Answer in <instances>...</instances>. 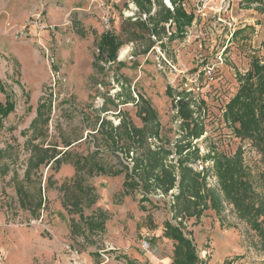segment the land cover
<instances>
[{
  "label": "rangeland",
  "instance_id": "obj_1",
  "mask_svg": "<svg viewBox=\"0 0 264 264\" xmlns=\"http://www.w3.org/2000/svg\"><path fill=\"white\" fill-rule=\"evenodd\" d=\"M161 1L172 10L169 0ZM182 6L194 18L185 36L169 40L174 29L166 24L161 41L149 42L135 22L147 16L132 0H0V103L14 104L0 126V264H86L83 257L88 264H157L166 258L174 264L175 242L164 237L165 223L191 241L196 264H264V149L237 138L222 116L238 89L236 74H245L253 59L264 63V0H183ZM148 8L151 15L158 11L154 0ZM27 21L45 28L31 26L16 39ZM111 31L122 41L117 60L95 70L96 41ZM139 96L156 114L157 122L145 128L137 117ZM178 96L203 131L198 139L182 141ZM124 120L144 130V144L132 146L124 130L115 131ZM188 144L184 166L203 188L178 201L176 149ZM36 147L66 154L59 167L42 164L25 181ZM145 148L170 154L159 156L172 188L165 192L155 179L161 171L142 160L135 172L139 186L125 195V174ZM95 149L99 156L90 157ZM214 153H240L237 162L260 210L253 223L258 228L226 199ZM77 164L97 195L94 205L80 210L84 217L103 211L102 232L70 227L79 214L64 200L86 201L73 185ZM39 184L44 204L36 216L20 207L16 189L36 199ZM143 240L149 251L142 250Z\"/></svg>",
  "mask_w": 264,
  "mask_h": 264
},
{
  "label": "trees",
  "instance_id": "obj_2",
  "mask_svg": "<svg viewBox=\"0 0 264 264\" xmlns=\"http://www.w3.org/2000/svg\"><path fill=\"white\" fill-rule=\"evenodd\" d=\"M132 1L138 8L139 12L147 16V20L142 21L137 19L135 22L136 25L143 29V39L149 42H152L151 37H156L161 41V37L165 32L166 24H169L170 29H174V34L170 35L169 40L173 38H183L186 34L187 28L191 26L194 19L193 15L187 13L182 6L183 0H169L172 10L166 8L161 0H154L158 7V11L153 15L150 14V9L148 8L151 4V0ZM121 46L122 41L114 32L102 33L96 41L97 55L95 57L93 68L99 70V63L101 62L104 64L115 63L117 60V53ZM236 77L239 86L235 95L225 106L222 115L223 121L226 126L232 127L233 133L237 138L250 140L254 147L262 150L264 149V63L253 59L247 72L243 75L237 73ZM136 105L137 117L142 121L143 128H145L151 121L155 123L157 122L155 112L142 97L139 96V101ZM175 108L177 109V116L181 121L180 126L182 132H184L182 141L189 140L190 138L198 139L203 135L200 126L193 121L192 112L189 109V103L184 97H179ZM13 110L14 104L12 102L7 100L4 104L0 103V126L2 120L12 113ZM103 123L104 121L101 122V125ZM116 130L119 132L118 134H121V131L124 130L127 138L131 140L132 146L135 144L142 145L146 142L147 135L143 134L144 130L136 128L131 122L128 123L125 120L122 121L115 131ZM107 137H109V139L113 138L109 135H107ZM65 147H70V144ZM189 149H191L190 144L184 146L178 145L176 149L181 170V192L177 198L178 201L182 198H186L188 194H196L197 190L199 192L200 189L203 188L202 184L198 182L196 175L192 176L190 174L191 171L184 166L187 157L186 155L183 157L182 154ZM120 150H122V148H120ZM32 152V157L29 160L25 175V181H28L31 170L40 167L42 164L49 166L52 163L59 167L61 160L66 154L65 152H57L55 147L52 150L48 149L45 151L39 150L36 147L32 149ZM49 152H51L50 155H48ZM193 152L194 155L197 156L198 151L194 150ZM128 153L129 148L126 150V155H128ZM160 154L163 156H166V154L167 156L170 155L162 149L151 151L145 148L144 153L141 156L142 159L140 158L141 160L135 161L134 170L131 173L125 174V181L122 186L123 194H130V192L139 186L135 179V172L139 170L140 167L138 164L142 160L152 163L154 165L152 169L161 171V175H157L155 179L156 182L164 188L165 192L172 188L171 175L167 170L165 171L163 169L164 167L161 163V158L163 156L160 157ZM89 156L97 158L99 156L98 149L91 152ZM153 158H158V160L153 161ZM212 158L214 160L216 176L226 199L234 204L240 217L254 225L260 215V210H255L253 207L255 198L254 193L246 180L244 170L237 162L238 159H240V153H237L232 158H228L219 153H214ZM76 167L77 173L73 185L77 187L78 192L85 195L86 201L83 202L76 198L70 201V203H67V201L64 200V207L69 204L72 210H76L79 214V221L75 222L72 220L70 227L73 231L82 224L89 233L96 231L102 232L104 231V223L106 221L105 213L101 210H97L95 213H92L91 216L84 217L80 210L83 204H86L85 206L88 208L94 205L97 200V195L95 194V189L93 187H90L83 182L84 179L80 174V171L83 170L84 167H79L78 164ZM121 173L122 171H116L114 175H119ZM186 179H189V183H186ZM49 186H51L50 178L48 179L47 188ZM43 190L45 192V188L42 189L39 184L37 198L34 199L33 195L28 190H24L23 187H18L16 193L20 207L31 211L32 214L37 216L44 204V199L42 198ZM62 190L66 191L67 188L64 186ZM217 206H220V202L215 201L213 206L214 209L218 210ZM254 227L258 228V226L255 225ZM164 237L175 242L174 264H196L197 258L194 253V246L191 241L184 237L178 228L169 223H165Z\"/></svg>",
  "mask_w": 264,
  "mask_h": 264
},
{
  "label": "built area",
  "instance_id": "obj_3",
  "mask_svg": "<svg viewBox=\"0 0 264 264\" xmlns=\"http://www.w3.org/2000/svg\"><path fill=\"white\" fill-rule=\"evenodd\" d=\"M31 26H35V28H37V29H40V28L44 29L45 28V26L41 27L40 23H38L37 21H27V23L24 25V28L16 34L15 38L18 39L21 37H26L27 32L29 30V27H31ZM141 248L144 251H149V249H150L149 242L146 240L141 241Z\"/></svg>",
  "mask_w": 264,
  "mask_h": 264
},
{
  "label": "crops",
  "instance_id": "obj_4",
  "mask_svg": "<svg viewBox=\"0 0 264 264\" xmlns=\"http://www.w3.org/2000/svg\"><path fill=\"white\" fill-rule=\"evenodd\" d=\"M131 253L133 254V257H135V259H136V257L138 258V255H137V253H136V251H134V250H131ZM134 254H135V256H134ZM156 255V254H155ZM84 259V262L86 263V264H88V258H86V257H83ZM144 263L143 264H155V263H153V261H152V263L150 262H147V260L146 259H144V260H142ZM170 262H171V260L169 259V258H166L165 260H160L159 261V263H157V264H170ZM113 263H115L116 264V262H113ZM138 264L140 263L139 261L137 262Z\"/></svg>",
  "mask_w": 264,
  "mask_h": 264
},
{
  "label": "bare ground",
  "instance_id": "obj_5",
  "mask_svg": "<svg viewBox=\"0 0 264 264\" xmlns=\"http://www.w3.org/2000/svg\"><path fill=\"white\" fill-rule=\"evenodd\" d=\"M124 52L121 53V56H123Z\"/></svg>",
  "mask_w": 264,
  "mask_h": 264
},
{
  "label": "water",
  "instance_id": "obj_6",
  "mask_svg": "<svg viewBox=\"0 0 264 264\" xmlns=\"http://www.w3.org/2000/svg\"><path fill=\"white\" fill-rule=\"evenodd\" d=\"M167 2V1H166Z\"/></svg>",
  "mask_w": 264,
  "mask_h": 264
}]
</instances>
